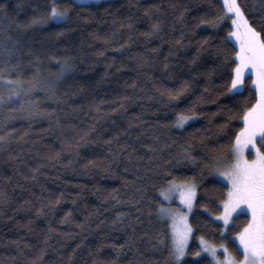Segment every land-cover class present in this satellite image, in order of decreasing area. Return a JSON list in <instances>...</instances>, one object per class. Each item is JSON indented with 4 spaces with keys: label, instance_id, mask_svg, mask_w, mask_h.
I'll use <instances>...</instances> for the list:
<instances>
[{
    "label": "trees",
    "instance_id": "obj_1",
    "mask_svg": "<svg viewBox=\"0 0 264 264\" xmlns=\"http://www.w3.org/2000/svg\"><path fill=\"white\" fill-rule=\"evenodd\" d=\"M238 2L264 35V0ZM0 4L8 12L5 19L0 11V264H170L160 207L173 179L197 185L182 264H213L193 255L200 237L241 260L234 237L250 217L235 215L226 230L214 219L228 185L212 169L257 93L249 74L241 91H228L239 51L229 19L215 28L200 23L222 15L220 0ZM53 4L68 10L64 20L17 27L46 17ZM65 57L73 67L55 98L38 86L8 99L5 81L27 87L35 74L51 83ZM177 113L194 118L177 127Z\"/></svg>",
    "mask_w": 264,
    "mask_h": 264
},
{
    "label": "snow or ice",
    "instance_id": "obj_2",
    "mask_svg": "<svg viewBox=\"0 0 264 264\" xmlns=\"http://www.w3.org/2000/svg\"><path fill=\"white\" fill-rule=\"evenodd\" d=\"M220 6L222 10L220 17L215 21L201 20L200 23L215 28L225 18L231 19L233 30L228 33V37H233L238 42L239 51L235 53L238 62L232 69L228 91L234 93L242 88L245 73L250 70L254 77L252 83L256 87L259 98L256 100L255 105L244 112L241 117L244 126L236 134L235 141L231 144L228 153L218 158L212 169L218 176L225 178L229 184L227 192L223 193L226 199L221 201L224 211L215 219L223 222L225 230L233 218V213L238 210L248 213L250 219L243 229L235 234L242 248V260L232 257L226 248L225 258L220 259L217 255V246L206 241L204 237H200L203 245L201 251L209 253L214 260V264H264V150H262L264 149V35L249 22L238 0H220ZM16 7L19 8L20 5L18 4ZM0 11L7 19L8 12L5 5L0 4ZM67 15V9L60 10L53 4L50 13L46 17L34 15L25 21H18L17 27L27 30L33 26L47 24L49 21H60ZM259 24L261 28H264V19H261ZM152 30L153 32L158 31L159 24H153ZM228 37H225V39ZM207 43L208 39L206 38L203 44ZM56 63L60 67L56 73L55 81L51 83L42 85L35 74L33 76L34 82L27 87L20 80L5 81L9 86L8 99L11 100L13 97L22 99L25 96H30L38 86H43V90L49 98H55L56 83L73 67L72 58L70 57H65L56 61ZM2 79L3 77L0 75V80ZM180 91L183 92V89ZM170 98L175 100L179 96ZM3 99V96H0V101H3ZM25 110L31 116L40 115L38 111L31 107ZM193 118L194 116L177 113L176 126L182 128L185 123ZM221 127H227V123ZM3 141H6V136H0V142ZM249 149L253 152L252 159H248L245 155L246 150ZM184 158L194 159L187 151L184 153ZM162 194L168 200L178 197L181 205L186 209V212L177 213L175 209L166 208L163 205L160 207V212L169 216L172 220L170 225L171 242L168 252L170 264H182V259L187 254L188 238L192 233V226L188 222V213H191L196 200V184L191 181L173 179L168 182L167 188L163 190ZM177 215L179 216V224H177ZM220 247L223 248L224 246L221 245ZM193 255L199 256L200 252L193 253Z\"/></svg>",
    "mask_w": 264,
    "mask_h": 264
},
{
    "label": "rangeland",
    "instance_id": "obj_3",
    "mask_svg": "<svg viewBox=\"0 0 264 264\" xmlns=\"http://www.w3.org/2000/svg\"><path fill=\"white\" fill-rule=\"evenodd\" d=\"M76 2H79V3H96V2H100V1H104V0H75ZM66 18V17H65ZM65 18H63L62 20H64ZM229 19V21H230V23H231V19L230 18H228ZM62 20H60V21H62ZM50 22H58V21H50ZM232 30H233V26H232ZM238 43V42H237ZM245 74H249V75H251L252 77H253V75H252V73H251V71L249 70V71H247ZM253 79H254V77H253ZM254 87H255V85H254ZM242 88H243V86H242ZM242 88H240V89H238V90H236V91H241L242 90ZM255 90H256V87H255ZM235 91V92H236ZM257 93V92H256ZM259 97H258V94H257V99H258ZM259 143V142H258ZM262 150H264V149H262ZM245 155L248 157V159H252L253 158V152H252V150L251 149H249V150H246V152H245ZM231 159V158H230ZM212 173H213V175H214V177L216 178V179H218L219 181H222V182H224V183H226L227 185H228V187H229V184H228V182L226 181V179L225 178H223V177H221V176H218L214 171H212ZM196 184V183H195ZM167 188V187H166ZM165 188V189H166ZM164 189V190H165ZM162 192H163V190L161 191V197H162V200L164 201V203H165V205H164V207H166V208H171V209H175L176 211H177V213H182V212H186V209L181 205V202H180V200L178 199V197H173L171 200H168V199H165V197H164V195L162 194ZM196 193H197V185H196ZM243 207V206H242ZM194 209H195V202H194V206H193V209H192V211H191V213H188V222L190 223V216H191V214H192V212L194 211ZM223 211H224V209H223V207H222V212L219 214V215H221L222 213H223ZM239 213H246V212H240V210H238L236 213H233V218H234V216L235 215H237V214H239ZM246 214H248V213H246ZM161 215L163 216V218L165 217L166 219H167V221L169 222V226L172 224V220L169 218V216H167V215H165V214H162L161 213ZM219 215H217V216H219ZM249 215V214H248ZM215 217L216 216H214V219H215ZM249 217H250V215H249ZM233 218H232V220H233ZM216 220V219H215ZM232 220L229 222V225L232 223ZM216 221H218V222H220V223H222L223 224V222L221 221V220H216ZM177 224H179V216L177 215ZM224 225V224H223ZM228 225V226H229ZM225 227V226H224ZM192 234H193V230H192V233H191V235L189 236V238H188V246H187V249H186V255L183 257V259L184 258H186L187 257V255H188V247H189V244H190V242H191V238H192ZM234 239H235V241H236V243H237V245L239 246V248H240V250L242 251V248L240 247V245H239V242H238V239H237V237L235 236L234 237ZM199 246H200V255L199 256H201V255H206V256H208L210 259H211V261H212V263L214 264V260H213V258H212V256L209 254V253H207V252H202L201 251V248L203 247V245H202V243H201V240L199 239ZM216 246H217V255L219 256V258L220 259H224L225 258V255H226V253H225V248L227 249V247L225 246V245H223L224 247L222 248V247H220L221 245H217V244H215ZM227 252L228 253H230V251L227 249ZM231 254V253H230ZM199 256H195V258H197V257H199ZM231 256L232 257H234L232 254H231ZM182 259V260H183ZM243 259V258H242ZM241 259V260H242Z\"/></svg>",
    "mask_w": 264,
    "mask_h": 264
}]
</instances>
